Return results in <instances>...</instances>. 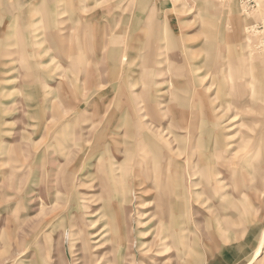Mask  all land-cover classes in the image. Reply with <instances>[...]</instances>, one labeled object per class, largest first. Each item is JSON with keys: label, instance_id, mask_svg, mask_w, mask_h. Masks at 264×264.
Masks as SVG:
<instances>
[{"label": "rangeland", "instance_id": "rangeland-1", "mask_svg": "<svg viewBox=\"0 0 264 264\" xmlns=\"http://www.w3.org/2000/svg\"><path fill=\"white\" fill-rule=\"evenodd\" d=\"M143 101L169 183L119 153L105 196ZM0 264H264V0H0Z\"/></svg>", "mask_w": 264, "mask_h": 264}, {"label": "bare ground", "instance_id": "bare-ground-1", "mask_svg": "<svg viewBox=\"0 0 264 264\" xmlns=\"http://www.w3.org/2000/svg\"><path fill=\"white\" fill-rule=\"evenodd\" d=\"M156 99L157 98H154V99L152 98L151 99L152 102H153V107H154L153 111H154V113H156L158 115V117H159L160 115L158 113L160 112V110L162 108L164 109L163 112H165L164 114H162V116H160L161 119L160 118L158 119V117L156 118V121L160 125L164 121L163 119L165 117H168V120H171L172 122H175V123H178V122L180 123L181 122L184 125V116H186V115H183L181 113L179 114V113H176V112H172V110L170 109L168 104L162 105V102L158 103ZM147 106H148L147 103L145 101H143V103L139 106L140 108L138 109V111H140V113L137 114V117L139 118V120H142V122H143L142 124L144 126L143 130L145 129L144 130V133H146L145 135H142L141 137H139L138 140H135V141L134 140L133 141H131V140L127 141V140H124V139H118V137L115 136L108 143V144H110V146H111V144H113V146H112L113 150H110V148H108L107 146L104 145V148H102V150H103L102 151V155H100V157L98 158L96 163L87 162L85 164L86 172H89L92 166L94 167L95 173H96V171L98 173V171H100V169L106 170L107 173L103 174V176H101V179L105 178L106 182L110 183V184L109 183L107 184L109 189L108 190H104L105 192H103L105 196H107L108 193L115 194L114 191L115 192L117 191L116 186L119 188V191H120L121 195L123 196V198L125 196V193H127V184L125 182L126 181V176H123V180H122L120 177L122 176L123 173L121 172V176L118 175V178H117V176L114 178V174L112 172V169L111 170L109 169V171L107 169V165L110 167L109 163L112 164L113 161H114L113 163H115V161H116L118 163L117 166H119L120 169H121V165H120L121 162L118 161V159H117V157H118L117 155H119V153H122V160L123 159L127 160L129 158L130 163L133 162L134 165H137V166L144 165V166H146V176H147V178L145 180H141V182L138 183V184H144V183H147L148 180H150L151 183H154V190H155V192H157V190L159 189V183H161L162 179L165 178V181H167L166 177L164 176V174H162L160 169L162 167L161 163L165 160L164 158L165 157L168 158L169 155H170V152L172 150L171 148H169V144L170 143L167 141V138H165V135H169L170 132L167 129H165V130L162 129L161 131H159V129H158L157 132H153L147 127V125H146L147 120H149V121L153 120V117L151 115L147 116V114L144 113L147 110L146 109ZM163 115H165V117H163ZM219 118L220 117H218V118L215 117V119H219ZM213 123H217V122H213ZM217 125H218V123H217ZM157 126H159V125H157ZM188 131H189V128H188ZM115 133L118 135L119 132H115ZM200 134H203V133H200ZM131 148H133V149H131ZM132 151H134L135 153H132ZM212 152L216 153L215 150H212ZM235 153L236 152L233 151L232 153H229L227 156H224L223 152H221L220 154H221L222 157L225 158V159H223V161H225V162L227 161V163L229 162L231 164H234L233 159L237 157V155H235ZM137 155L139 157H137ZM193 156L194 155L190 152L189 157L191 158ZM103 157H105L107 159L104 161V160H102ZM196 157H197V159H196L195 170H196V172H199V181H205V184L203 185V189H206L207 186L210 187L213 184L217 186L218 183H221L222 179H221V176H219L218 172L212 174L213 175L212 177L208 173H206L203 176V174L201 172V169H200V165L197 163V161H199V162L203 161V158L200 155V151H199L198 154H196ZM150 160L152 161L153 165H155V166L152 165V173H153L152 176L149 175V174H148L149 176L147 175V170L149 169V167L151 165V164L150 165L148 164L150 162ZM202 164H201V166H202ZM160 165H161V167H160ZM129 167H131V166H129ZM127 170H130V168H128ZM206 170H208V171L210 170L209 165L206 168ZM141 171L139 170V172H141ZM161 174H162V177H161ZM150 176H151V178H150ZM182 178H183V176L179 175L178 170L173 171L172 177L170 178V181H171L172 185H171V188L169 187V191H170V193L174 194L175 196H177V194L180 191H184L185 190V186L183 185ZM112 182H114V184ZM167 182L169 183V181H167ZM102 186H105V184H102ZM55 192H56V190H55ZM154 197H157L156 193L154 194ZM206 200H208V198ZM182 201H183L184 205H186L187 207L189 206V196L188 195L187 196L185 195L183 197ZM117 258H118V256H117Z\"/></svg>", "mask_w": 264, "mask_h": 264}]
</instances>
